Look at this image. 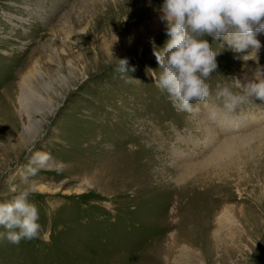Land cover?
<instances>
[{"label":"rangeland","instance_id":"1","mask_svg":"<svg viewBox=\"0 0 264 264\" xmlns=\"http://www.w3.org/2000/svg\"><path fill=\"white\" fill-rule=\"evenodd\" d=\"M162 4L0 0V202L30 186L43 226L0 239V264H264V101L208 119L217 84L240 92L233 79L264 73V33L256 58L206 37L212 96L180 112L154 83ZM36 71L35 98L54 112L24 135L11 84ZM35 151L65 167L25 180Z\"/></svg>","mask_w":264,"mask_h":264},{"label":"clouds","instance_id":"2","mask_svg":"<svg viewBox=\"0 0 264 264\" xmlns=\"http://www.w3.org/2000/svg\"><path fill=\"white\" fill-rule=\"evenodd\" d=\"M159 11L169 39L162 49L154 47L153 55L162 69L154 83L160 92L167 94L177 111L198 112L194 102L206 103L212 96L206 81L217 68L219 53L206 37L213 41L221 39L234 52L254 53L255 58L261 48L256 35L264 33V0H163ZM111 57L116 71L124 74L128 70L127 59H115L112 53ZM233 80L241 91L233 92L230 87L217 84L215 100L219 104L209 105V120H216L220 110L232 113L253 99L264 101V73L259 69L246 83ZM52 166L57 170L65 167L64 162L50 153L35 151L22 175L27 180ZM12 192L15 194L11 199L0 202V226L5 230L0 239L18 245L21 240L40 238L43 226L39 223V211L29 201L32 188L13 187Z\"/></svg>","mask_w":264,"mask_h":264},{"label":"bare ground","instance_id":"3","mask_svg":"<svg viewBox=\"0 0 264 264\" xmlns=\"http://www.w3.org/2000/svg\"><path fill=\"white\" fill-rule=\"evenodd\" d=\"M31 74H33L32 78H34V77L39 78L40 77L39 73H37V71L35 73H30V74L27 73V74L19 77L20 81L18 83H15L13 80V82L11 84V88L17 86L16 92H18V94H17V98H16V102H15L17 105V112H18L20 117L26 116V118L28 119L27 124H23V127H22V132H23L22 134H24V135H27L29 133V131L32 129L40 130V123L41 122L32 118V115H34V114L42 115V113L44 111H47L48 115H52V113L54 112V109L51 108L48 103H45L42 100L35 98L34 93H36V90L33 87V84L31 81V79H32L30 77ZM13 96H15V95H13ZM181 257H183V256H181Z\"/></svg>","mask_w":264,"mask_h":264}]
</instances>
